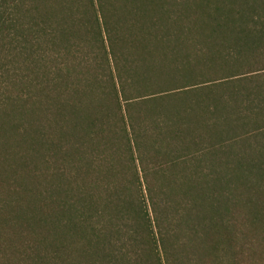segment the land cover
<instances>
[{"label":"rangeland","instance_id":"rangeland-1","mask_svg":"<svg viewBox=\"0 0 264 264\" xmlns=\"http://www.w3.org/2000/svg\"><path fill=\"white\" fill-rule=\"evenodd\" d=\"M69 1L33 0L32 15L44 26L37 60L0 53L9 68L0 98L19 95L24 105L23 114L0 116V196L11 201L6 212L19 211V264H164L166 250L173 264H215L204 241L225 246L231 234L242 264H264V173L256 166L264 164V149L243 153L238 143L216 152L208 140L186 138L164 142L157 157L149 140L138 151L106 94L112 64L102 24L105 18L116 31L125 19L264 17V0H103L105 14H69ZM124 30L136 33L137 26ZM181 34L201 40L197 30ZM126 47L119 40L114 49ZM101 110L108 123L100 124ZM161 110L173 115L171 103ZM16 118L18 131L9 128ZM190 129L200 132L198 124ZM255 208H262L258 219Z\"/></svg>","mask_w":264,"mask_h":264},{"label":"trees","instance_id":"trees-1","mask_svg":"<svg viewBox=\"0 0 264 264\" xmlns=\"http://www.w3.org/2000/svg\"><path fill=\"white\" fill-rule=\"evenodd\" d=\"M117 1L129 4L132 0ZM69 2L72 5L69 14H89L93 9L105 14L103 0ZM36 12L33 0H0V53L11 50L29 63L37 60L36 46L44 34V26L33 17ZM97 17L96 26L100 28ZM127 20L121 21L116 31L108 27L105 18L102 22L112 64L111 84L107 85L106 94L117 108L114 118L119 114L117 121L123 124L128 141L138 151L149 140L157 157L164 142L177 143L186 138L196 144L208 140L207 145L216 152L233 151L238 143L243 146V153H260L264 149V17L187 15L129 25L125 23ZM130 25L137 26L136 33L126 30L123 33V28ZM191 30H197L201 40L181 34ZM116 34L122 37L119 39ZM119 40L127 47L116 51L114 46ZM1 58L0 77L9 71ZM3 83L0 81V91ZM218 89L224 91L218 93ZM188 94L193 98L181 102ZM19 99V95L1 97L0 116L8 115L11 109L23 114L24 105ZM165 103H171V117L161 110ZM143 108L149 114L142 119L136 110ZM200 112L204 117L186 116ZM100 115V124L108 123L109 115L103 110ZM17 121V118L12 120L9 128L18 131ZM193 124L199 125V134L190 129ZM25 132L22 138L28 139ZM256 166L263 174L264 164ZM10 205L9 199L0 196V235L5 237V241L0 239V264H19V211L6 212L4 208ZM261 210L254 209L255 218L262 215ZM29 219L27 214L22 220ZM233 241L232 234L226 238L225 246L204 241L213 253L215 264H242L238 256L243 251ZM222 252L227 253L226 258ZM171 257L167 250L163 252L164 264H173ZM186 258L191 261L190 256Z\"/></svg>","mask_w":264,"mask_h":264}]
</instances>
